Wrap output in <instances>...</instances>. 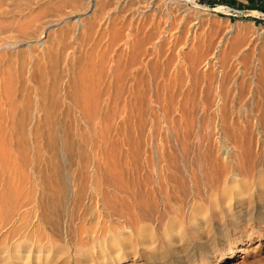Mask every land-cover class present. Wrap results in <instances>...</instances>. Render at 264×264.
Wrapping results in <instances>:
<instances>
[{
  "label": "rangeland",
  "instance_id": "obj_1",
  "mask_svg": "<svg viewBox=\"0 0 264 264\" xmlns=\"http://www.w3.org/2000/svg\"><path fill=\"white\" fill-rule=\"evenodd\" d=\"M0 264H264V0H0Z\"/></svg>",
  "mask_w": 264,
  "mask_h": 264
},
{
  "label": "bare ground",
  "instance_id": "obj_2",
  "mask_svg": "<svg viewBox=\"0 0 264 264\" xmlns=\"http://www.w3.org/2000/svg\"><path fill=\"white\" fill-rule=\"evenodd\" d=\"M188 1H190V2H192V3H194V4H196V0H188ZM215 52H216V51H215ZM215 54H216V53H215ZM215 56H216V55H215ZM133 60H134V59H133ZM216 61H217V60H216ZM205 62H206V65H209V66L213 64L210 60H209V61H205ZM213 62H214V61H213ZM214 63H215V62H214ZM218 63H219V61H218ZM215 64H216V63H215ZM213 65H214V64H213ZM204 66H205V65H204ZM209 66H208V67H209ZM215 66H216V65H215ZM215 66H214V67H215ZM218 66H219V65H217V67H218ZM225 66H226V65H225ZM115 67H116V66H115ZM210 67H211V66H210ZM212 67H213V66H212ZM221 67H222V65H221ZM221 67H220V68H221ZM104 69H105V68H104ZM214 70H215V69H214ZM225 70H226V69H225ZM219 71H220V72H223L222 69H220ZM112 72H113V71H112ZM223 73H225V71H224ZM115 75H117V74H115ZM224 75H225V74H224ZM254 76H255V75H254ZM117 78H119V77H117ZM120 81H121V80H120ZM257 82H258V81H257ZM261 82H262V81H261ZM120 84H121V83H119V85H120ZM249 84H250V83H249ZM224 86H225V85H224ZM119 87H121V86H119ZM221 87H222V86H221ZM117 89H119V88L117 87ZM221 89H222V88H221ZM225 89H226V88H225ZM119 90H121V89H119ZM222 90H223V89H222ZM137 92H138V91H137ZM224 92H225V91H224ZM224 92H223V93H224ZM120 93H121V92H120ZM223 93H222V94H223ZM227 93H228V92H227ZM227 93H226V94H227ZM224 94H225V93H224ZM116 95H117V94H116ZM118 96H120V94H119ZM226 96H227V95H226ZM207 97H208V96H207ZM223 97H224V96H223ZM223 97H222V99H223ZM115 98L117 99V96H116ZM118 98H119V97H118ZM225 98H226V97H225ZM225 98H224V99H225ZM227 98H228V97H227ZM140 99H141V98H140ZM117 100H118V99H117ZM136 100H137V99H136ZM130 101H131V100H130ZM134 101H135V100H134ZM144 101H145V100H144ZM223 101H225V100H223ZM116 102H117V101H116ZM127 102H128V101H127ZM140 102H141V101H140ZM142 103H143V102H142ZM168 103H169V102H168ZM118 104H119V103H118ZM128 104H129V102H128ZM126 105H127V104H126ZM132 105H133V104H132ZM159 105H160V104H159ZM168 105H170V104H168ZM207 105H208V104H207ZM134 106H135V105H134ZM208 106H209V105H208ZM129 107H130V106H129ZM138 107H139V106H138ZM172 107H173V104H172ZM168 108H169V107H168ZM127 109H128V108H127ZM171 109H172V108H171ZM129 110H132V109H129ZM141 110H143V109L141 108ZM226 110H227V109H226ZM138 111H139V110H138ZM145 111H146V110H145ZM173 111H174V110H173ZM224 111H225V110H224ZM128 112H129V111H128ZM132 112H133V111H132ZM135 112H136V111H135ZM165 112H167V111H165ZM169 112H170V111H169ZM225 112H226V111H225ZM125 113H126V112H125ZM141 113H142V112H141ZM144 113H145V112H144ZM113 114H114V113H113ZM120 114H121V113H120ZM126 114H127V113H126ZM130 114H131V113H130ZM165 114H166V113H165ZM121 115H122V114H121ZM128 115H129V113H128ZM132 115H133V114H132ZM132 115H131V118L133 117ZM139 115L142 116L143 114H142V115L139 114ZM226 115H227V112H226ZM226 115H225V116H226ZM113 116H114V115H113ZM124 116H125V114H124ZM124 116H123V117H124ZM126 116H127V115H126ZM215 116H216V115H215ZM222 116H223V115H222ZM114 117H115V116H114ZM127 117L129 118V116H127ZM121 118H122V117H121ZM125 118H126V117H125ZM139 118H140V117H139ZM139 118H138V119H139ZM122 119H123V118H122ZM129 119H130V118H129ZM129 119H128V120H129ZM135 119H136V118H135ZM140 119H141V118H140ZM125 120H126V119H125ZM132 120H133V118H132ZM224 120H225V119H224ZM131 123H132V122H131ZM223 123H224V122H223ZM125 124H126V123H125ZM133 125H134V123H133ZM222 126H223V125H222ZM224 131H225V130H224ZM224 131H223V132H224ZM227 181H228V180H227ZM217 183H218V182H217ZM219 183H220V182H219ZM130 186H131V185H130ZM194 188H195V187H194ZM197 188H198V187H197ZM122 189H123V188H122ZM99 190H100V189H99ZM190 190H192V189L190 188ZM117 191H118V190H117ZM126 191H127V190H126ZM196 191H197V190H196ZM46 192H47V191H46ZM111 192H112V191H111ZM121 192H122V191H121ZM123 192L126 193L124 190H123ZM197 192H198V191H197ZM199 192H201V191H199ZM96 193H98V192H96ZM100 193H101V197L99 198V203H101L102 207L104 206L105 209L111 210L112 212H116V210H118V209H116L117 206L114 207V206H115L114 204H113L114 206H112V204H110V203H111V202H110V199H111V198L109 199V197H112V196H111L112 194H110V196H109V195H107L108 192H103V190L100 191ZM185 193H186V192H185ZM190 193H191V192H190ZM192 193H193V192H192ZM194 193H195V192H194ZM211 193H212V192H211ZM83 194H84V193H83ZM108 194H109V193H108ZM115 194H116V193H115ZM187 194H188V192H187ZM197 194H198V193H197ZM99 195H100V194H99ZM189 195H190V194H188V196H189ZM191 195H192V194H191ZM193 195H194V194H193ZM195 195H196V194H195ZM108 196H109V197H108ZM115 196H116V198H119V199H120V202H124V201H122V200H125V199H123L122 197H118L119 195L117 196V194H116ZM185 196H187V195H185ZM185 196H184V197H185ZM198 196H199V195H197V197H198ZM80 197H81V196H80ZM113 197H114V196H113ZM144 197H145V196H144ZM95 198H96V197H95ZM186 198H187V197H186ZM189 198H190V197H189ZM80 199H81V198H80ZM82 199H83V198H82ZM96 199H98V198H96ZM185 200H186V199H185ZM118 201H119V200H118ZM187 201H188V200H187ZM97 202H98V201H97ZM112 203H113V202H112ZM123 204H124V203H123ZM120 205H121V204H120ZM121 206H122V205H121ZM124 206H125V205H124ZM118 208H119V207H118ZM126 208H127V206H126ZM126 208L124 207L125 211H126ZM115 209H116V210H115ZM102 211H103V210H102ZM106 211H107V210H106ZM111 211H110V212H111ZM121 211H122V210H121ZM125 211H124V212H125ZM103 212H104V211H103ZM108 212H109V211H108ZM148 212H149V211H148ZM119 213H120V212H119ZM125 213H126V212H125ZM128 213H129V211H128ZM59 214H60V213H59ZM109 214H111V216H112V213H109ZM116 214H117V213H116ZM121 214H123V212H122ZM79 215H80V214H78V216H79ZM107 215H108V213H107ZM113 215H114V214H113ZM124 215H125V214H124ZM105 216H106V215H105ZM116 216H117V215H116ZM107 217H108V216H107ZM109 217H110V215H109ZM125 217H126V215H125ZM121 219H122V218H121ZM123 219H124V218H123ZM126 219H127V218H126ZM128 219H129V218H128ZM124 220H125V219H124ZM115 221H116V220H115ZM119 221H120V220H119ZM127 222H128V220H127ZM75 223H76V222H75ZM82 225H83V224H82ZM104 225H105V224H104ZM101 226H102V225H101ZM86 228H87V226H86ZM83 230H84V229H83ZM93 240H94V239H93ZM22 243H23V242H22ZM22 243H20L19 246H20ZM22 245H23V244H22Z\"/></svg>",
  "mask_w": 264,
  "mask_h": 264
}]
</instances>
